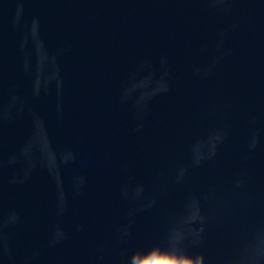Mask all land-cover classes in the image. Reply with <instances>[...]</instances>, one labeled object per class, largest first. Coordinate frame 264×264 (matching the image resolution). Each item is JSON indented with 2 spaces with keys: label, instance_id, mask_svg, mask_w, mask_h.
<instances>
[{
  "label": "water",
  "instance_id": "water-1",
  "mask_svg": "<svg viewBox=\"0 0 264 264\" xmlns=\"http://www.w3.org/2000/svg\"><path fill=\"white\" fill-rule=\"evenodd\" d=\"M0 264H264V0H0Z\"/></svg>",
  "mask_w": 264,
  "mask_h": 264
}]
</instances>
